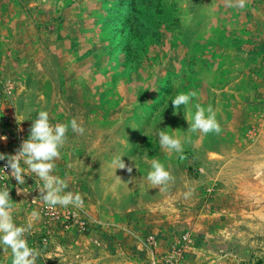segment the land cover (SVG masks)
<instances>
[{"label": "rangeland", "instance_id": "obj_1", "mask_svg": "<svg viewBox=\"0 0 264 264\" xmlns=\"http://www.w3.org/2000/svg\"><path fill=\"white\" fill-rule=\"evenodd\" d=\"M190 91L219 135L188 131L191 105L173 115ZM40 110L85 132L69 128L54 173L81 206L47 208L27 175L17 195L0 170L15 222L40 213L26 236L37 264H264V0H0V153L15 154ZM160 129L178 130L183 159ZM145 158L174 182L154 188Z\"/></svg>", "mask_w": 264, "mask_h": 264}, {"label": "clouds", "instance_id": "obj_2", "mask_svg": "<svg viewBox=\"0 0 264 264\" xmlns=\"http://www.w3.org/2000/svg\"><path fill=\"white\" fill-rule=\"evenodd\" d=\"M247 3L248 0H225L227 7L237 9H244ZM196 96L195 91L181 92L175 95L171 100L175 109L173 115L178 114L181 106L187 110L191 105L195 109L194 113L191 114V118L185 115V119L190 125L188 131L205 135L210 133L219 135L222 129L216 119L215 111L211 105L205 108L200 103L192 104V100ZM32 121L29 137L21 142L15 154L0 153V160L7 161L5 168H0V170L6 175L5 169H10V176L17 181V195L30 192L28 188L19 187L26 183L25 176L27 175L35 178L34 185L40 193L38 199L47 208L81 206L83 204L82 195L78 192L66 191L69 187L67 179L54 173L56 171V161L61 159V150L68 142L67 133L69 128L73 133L83 135L85 132L84 127L75 118L69 123L52 124L49 113L45 110H40L37 118ZM17 122L22 121L17 119ZM177 131L171 130L170 134L166 129H160L156 135L163 151L181 154L183 159V143L175 135ZM0 139L6 141L7 137L3 136ZM146 162L150 165L147 180L154 188L163 190L170 182H174V176L160 160L152 159L148 161L146 159ZM111 164L115 170L126 169L129 174L133 171V167L126 165L121 156L114 157ZM6 176L9 179V175ZM117 179L121 180L119 176H117ZM16 204L18 203L13 202L11 198L9 186L7 184L0 186V249L3 251L10 250L11 264H37L38 258L41 257V250L30 247L26 236L31 233L33 220L38 219L40 213L33 210L30 213L28 222L18 225L13 215Z\"/></svg>", "mask_w": 264, "mask_h": 264}, {"label": "built area", "instance_id": "obj_3", "mask_svg": "<svg viewBox=\"0 0 264 264\" xmlns=\"http://www.w3.org/2000/svg\"><path fill=\"white\" fill-rule=\"evenodd\" d=\"M7 164V162H4L1 166V168H5V165ZM5 171H10V169H5Z\"/></svg>", "mask_w": 264, "mask_h": 264}]
</instances>
